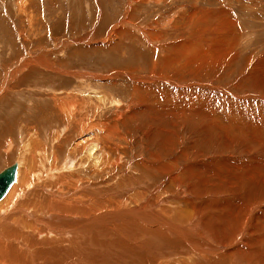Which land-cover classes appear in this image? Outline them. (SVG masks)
Listing matches in <instances>:
<instances>
[{
	"label": "bare ground",
	"instance_id": "1",
	"mask_svg": "<svg viewBox=\"0 0 264 264\" xmlns=\"http://www.w3.org/2000/svg\"><path fill=\"white\" fill-rule=\"evenodd\" d=\"M140 1L145 0H129L127 12L129 8L132 12L136 6L140 7ZM225 22L226 19L224 25ZM126 23L122 29L112 27L109 35L116 31L113 37L119 33L124 35L129 29L137 40L139 36H144L139 33V23ZM228 24L225 25L226 30H230L224 35L230 33L231 37L236 36V31ZM145 29L150 34L148 26ZM108 40H91V43L104 47L105 44L113 43ZM154 40L159 42L158 38H150L151 43ZM173 45L177 47L176 43ZM177 50L168 57L162 54L158 58L160 67L167 72L171 70L169 72L173 74L191 71L190 62L182 63L178 68L175 61L169 62L177 57ZM186 53L187 49L180 51L181 57H186ZM46 55L35 53L26 57L16 67L18 71L7 73L5 80L11 82V79H16L19 70L33 62L52 70L53 66L46 62ZM152 67L153 74L144 78L135 73L128 74L137 80L170 82L169 78L155 72L158 67L156 62H153ZM55 70L64 73V69ZM23 78L25 80L26 76ZM21 79L18 78L10 88L3 83L0 94L6 90L7 93H14L22 88ZM91 82L87 83V88L92 87ZM142 87L136 84L129 97L141 94L140 101L147 105L151 103L147 97L149 91ZM64 92L66 98L54 93L53 100H50L53 103L48 105L55 108L56 117L63 126L61 128L67 126L68 135L60 132L61 129L55 130L50 140H47L39 128L25 125V137L22 139L19 136L22 140L18 145L11 137L8 138L9 142H3L5 146L7 144L4 152L17 146L18 155L13 163L17 164L16 180L0 199V264H264L262 116H254L251 108L234 109L231 106L224 110L211 105L205 109L204 105L195 104L194 96L189 99L186 95L181 97V101L174 100L170 105L169 97L160 96L159 102L164 98L163 105L159 107L155 105L154 108L145 109L137 105V112L129 108L133 118L137 113L140 117V111L146 113L143 115L146 120L142 122L139 119L142 123L137 128L146 131L151 138L160 137L158 154L127 155L121 145L128 136V131L121 130V126L130 123L127 110L115 114V123L103 122L104 128H101V122L96 124L98 127L91 125L88 118L90 110L86 111L91 109L92 102L97 103L94 105L99 108L103 107L101 102L104 107H109L118 104L117 98L98 90L88 97L68 90ZM108 96L111 99L109 101ZM3 97H0L1 100ZM45 101L48 103V100ZM155 115H161L162 118L157 117V122L153 121ZM161 119L168 120V125L176 128L172 131L175 137H180L176 133L179 126L191 124L193 132L197 133L198 142L203 141L209 149H219L220 155H207L202 150L191 154H188L187 149L183 152L179 148L176 150L170 130L159 126ZM194 122H199L198 128ZM3 135L0 133V138ZM68 140V151L62 156L58 155L60 148L66 150L62 144ZM166 148L171 152L162 154V149L165 151ZM237 149L242 155L234 158ZM223 150L231 151L232 154L221 155Z\"/></svg>",
	"mask_w": 264,
	"mask_h": 264
},
{
	"label": "rangeland",
	"instance_id": "2",
	"mask_svg": "<svg viewBox=\"0 0 264 264\" xmlns=\"http://www.w3.org/2000/svg\"><path fill=\"white\" fill-rule=\"evenodd\" d=\"M145 1H140L138 4L140 7L136 8V6L134 12H130V8V11L127 12L129 0H0V87L4 83L5 86H8L7 88H10L18 78H22V88L14 93L13 91L7 93L6 90V93H4L7 95L0 94L1 98L4 95L2 100L0 98V133L5 134L0 138V171L13 164L18 155L17 146L4 152V147L7 144L5 146L3 142L11 137L18 145V142L25 137V125L34 126L35 129L39 128L41 134L44 135L43 137L48 138L47 140H50L51 134L55 130L60 131L61 129L60 132L63 131L64 135L69 134L67 126L61 128L63 127L61 126V120L56 117L55 108L51 106L53 101H50L53 100L54 93H60V98H66L67 94L64 90L76 92L85 97L98 90L107 92L109 96L112 95V97L117 98L121 108L118 107V104L104 107L103 102L100 103L103 107L100 105L102 108H99V106L94 105L97 103L92 102L93 108L91 107L86 111L90 110L88 111V118L91 125L98 127L102 123L101 128H104L103 122L113 124L116 122L115 114L127 110V117H129L128 120L131 124L121 126L123 132L128 131L127 143L125 141L121 142V145L127 151V155L158 154L157 145L160 137L151 138L150 135L147 136L146 131L137 128V125L146 120L143 116L145 112L140 111V117L137 113V117L133 118L129 108H133L137 112L138 106L139 108L145 107V109L154 108L155 105L159 107L163 105L164 97H169L170 105L175 102L174 100L181 101V97L186 95L188 98L194 96L196 98L193 100L195 104L204 105L205 109H209L211 105L219 106L224 110L231 106L234 109L237 107L251 108L254 116L258 117L260 115L264 121V0ZM217 11L221 13H216ZM223 12L226 14V18H224L225 14ZM131 13H133V16ZM193 13L195 15L192 16ZM230 18L231 20H227ZM225 19L226 22L230 21L227 22L230 23L228 26L236 31V36L231 37L230 33H227L228 36L224 35L225 32L230 30H226L227 23L225 22L226 26L223 23ZM126 21L129 24H134L135 21L137 24L139 23L141 27L139 33L144 35L139 36L140 41L135 36L133 37L134 33L132 34L129 29L128 31L131 34L129 32L124 35L119 33L116 35L118 38L113 37L118 31L114 32L113 35H109L112 27L125 28L127 23H124ZM147 26L148 30H151L150 34L146 32L145 28ZM131 30L134 31V29ZM150 38H158L159 42L154 40L157 45L151 43ZM100 39H109L108 41L113 43L108 42L109 45L105 44L104 47L103 45L97 47L96 43H91V40L95 42ZM185 39L186 41H184ZM227 39L232 41L230 42ZM188 40L190 42H187ZM119 41L124 45L122 46ZM214 42L216 43L214 44ZM173 43L177 44L175 47L177 46L178 50L173 47ZM183 49H187L186 57L180 55V51ZM176 50L177 57L170 59L169 62L175 61L174 64L177 68L182 63L190 62L189 69L191 71H177L173 74L169 72L171 70L168 72L164 68L162 70L159 65L162 54L168 57ZM35 53L38 55L47 53L46 58L48 60L46 62H49L53 69L57 68L61 71L64 69V73H60L55 69L53 71V69L42 68L36 62H33L21 68L16 75V79H11V82L5 80L7 73L13 70L18 71L16 67L21 64V61ZM153 62L158 64L155 72L169 78L170 82L159 83V80L149 82L148 80H137L131 78L132 74H128L129 72L135 73L137 76L140 75V78L153 74ZM253 70H256V72ZM25 76L24 80L23 77ZM90 81L93 82H91V85H93L91 88H87V83H90ZM98 83L102 84L103 88ZM136 84L140 87L143 86L142 88H145V90L148 89V99L151 103L156 99V102L152 104L149 102V104L144 105V101H140L141 94L137 93H135L137 97L134 96V99L129 97ZM109 96L108 101L111 100ZM160 96H164L161 102H159ZM44 99L48 100V103H45ZM235 103L237 104L235 105ZM107 107L111 111L110 114ZM94 109L96 112L93 111ZM96 114L97 116H95ZM99 114L101 115L99 116ZM155 116L156 118L153 121L156 122L157 117L162 118L161 115ZM159 123L160 127L168 128L173 136L172 131L176 128L168 125V120L161 119ZM194 124L197 128L199 127V122H194ZM5 128L6 130H4ZM135 128L138 131L135 130V132ZM177 129L176 133L180 137L173 136L172 142L176 150L179 148V151L183 152L187 149L188 154L202 150L207 155H220L219 149L213 147L209 149L203 141L198 142L197 133L193 132L191 124H184ZM69 144L70 140L64 141L62 146L66 150L60 148L57 154L64 155L69 149ZM161 152L164 154L171 151L166 148L165 151L162 149ZM240 152L237 149L234 158L242 155ZM231 154V151L223 150L221 155Z\"/></svg>",
	"mask_w": 264,
	"mask_h": 264
},
{
	"label": "water",
	"instance_id": "3",
	"mask_svg": "<svg viewBox=\"0 0 264 264\" xmlns=\"http://www.w3.org/2000/svg\"><path fill=\"white\" fill-rule=\"evenodd\" d=\"M17 164H13L0 172V199H2L16 180Z\"/></svg>",
	"mask_w": 264,
	"mask_h": 264
}]
</instances>
